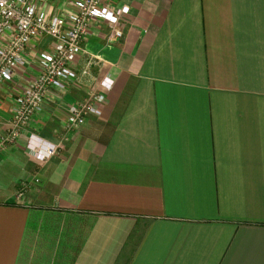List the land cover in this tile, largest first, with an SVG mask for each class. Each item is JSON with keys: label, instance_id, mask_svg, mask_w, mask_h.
I'll use <instances>...</instances> for the list:
<instances>
[{"label": "crops", "instance_id": "obj_1", "mask_svg": "<svg viewBox=\"0 0 264 264\" xmlns=\"http://www.w3.org/2000/svg\"><path fill=\"white\" fill-rule=\"evenodd\" d=\"M107 3L131 9L123 37L92 22L89 75L4 149L50 38L0 90V264H264V0ZM94 94L101 116L67 131ZM33 132L54 158L25 150Z\"/></svg>", "mask_w": 264, "mask_h": 264}, {"label": "built area", "instance_id": "obj_2", "mask_svg": "<svg viewBox=\"0 0 264 264\" xmlns=\"http://www.w3.org/2000/svg\"><path fill=\"white\" fill-rule=\"evenodd\" d=\"M130 12L129 7L110 5L107 0H0V90L14 83L18 71L28 68L29 46L44 38L51 39L50 47L35 58L37 74L27 85L17 86L19 94L10 129L1 139L3 149L15 144L32 127L51 91H68L89 75L90 65L77 72L73 63L84 51L83 44L92 22L108 25L109 42L114 44L123 37V24ZM106 81L101 85L111 90L113 83L106 84ZM105 102L103 94H94L85 102L71 106L67 131L84 125L89 116H101ZM61 143H52L33 132L26 140L25 150L36 161L45 163L58 154ZM25 189L23 186L19 199L23 198Z\"/></svg>", "mask_w": 264, "mask_h": 264}]
</instances>
